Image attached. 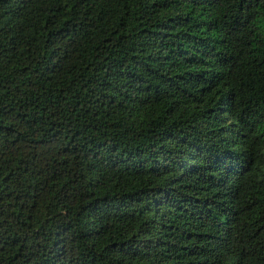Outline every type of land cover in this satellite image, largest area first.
<instances>
[{
  "label": "trees",
  "instance_id": "obj_1",
  "mask_svg": "<svg viewBox=\"0 0 264 264\" xmlns=\"http://www.w3.org/2000/svg\"><path fill=\"white\" fill-rule=\"evenodd\" d=\"M0 264H264V0H0Z\"/></svg>",
  "mask_w": 264,
  "mask_h": 264
}]
</instances>
